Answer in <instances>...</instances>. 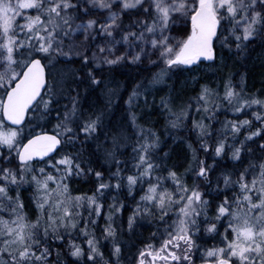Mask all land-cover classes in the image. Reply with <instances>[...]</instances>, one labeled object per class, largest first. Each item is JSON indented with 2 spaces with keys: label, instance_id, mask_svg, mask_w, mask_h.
I'll use <instances>...</instances> for the list:
<instances>
[{
  "label": "snow or ice",
  "instance_id": "obj_1",
  "mask_svg": "<svg viewBox=\"0 0 264 264\" xmlns=\"http://www.w3.org/2000/svg\"><path fill=\"white\" fill-rule=\"evenodd\" d=\"M257 50L264 0H0V264H264Z\"/></svg>",
  "mask_w": 264,
  "mask_h": 264
},
{
  "label": "trees",
  "instance_id": "obj_2",
  "mask_svg": "<svg viewBox=\"0 0 264 264\" xmlns=\"http://www.w3.org/2000/svg\"><path fill=\"white\" fill-rule=\"evenodd\" d=\"M260 52L257 50L256 53L253 54V58L249 59L247 63V68H248V81H247V88L251 92H256V91H264V64H261L259 61L255 59L257 55H259ZM232 71H239L240 70V64L237 63L235 67H232ZM214 70L207 68L204 69H198L194 73H185L184 75L180 76L177 79V85L179 86L180 82L185 80V79H190L192 76H195L201 81L210 79L213 75ZM129 84L131 82L129 81ZM165 93L160 92L157 93L154 97L155 100V105H159L160 98L163 96ZM191 94V92H190ZM149 104H153V98L149 97ZM144 112L148 114V118L151 120L152 125L154 126V129L159 133L161 141L164 144V150L168 151L172 159L169 161V164L171 165L172 163L177 162L178 158H183L186 155L187 149L186 146L182 143H173L171 140V137L168 136L167 131L165 130V122L164 118L161 115L158 114H151L149 112V109H144ZM151 112L158 113L159 109L155 106L151 108ZM223 117H221V120ZM169 131H171L169 129ZM175 135V133H173ZM187 133L182 132L180 133V136H186ZM75 188L78 187L82 191H88V186L85 182L81 183V185H76L74 184ZM26 202V200H25ZM27 203V202H26ZM143 235L145 237L148 236V232L146 230H142Z\"/></svg>",
  "mask_w": 264,
  "mask_h": 264
},
{
  "label": "rangeland",
  "instance_id": "obj_3",
  "mask_svg": "<svg viewBox=\"0 0 264 264\" xmlns=\"http://www.w3.org/2000/svg\"><path fill=\"white\" fill-rule=\"evenodd\" d=\"M200 69H206V67L202 66ZM29 196H30V193L29 192H24L23 193V197L24 199L26 200V202L28 203V200H29Z\"/></svg>",
  "mask_w": 264,
  "mask_h": 264
},
{
  "label": "flooded vegetation",
  "instance_id": "obj_4",
  "mask_svg": "<svg viewBox=\"0 0 264 264\" xmlns=\"http://www.w3.org/2000/svg\"><path fill=\"white\" fill-rule=\"evenodd\" d=\"M81 183H83V182H81ZM81 183H80V185H81ZM73 187L75 188V186L73 185Z\"/></svg>",
  "mask_w": 264,
  "mask_h": 264
}]
</instances>
